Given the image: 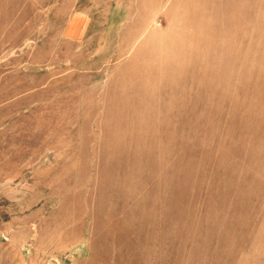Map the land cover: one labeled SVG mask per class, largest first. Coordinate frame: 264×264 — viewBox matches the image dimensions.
Listing matches in <instances>:
<instances>
[{"label": "rangeland", "instance_id": "rangeland-1", "mask_svg": "<svg viewBox=\"0 0 264 264\" xmlns=\"http://www.w3.org/2000/svg\"><path fill=\"white\" fill-rule=\"evenodd\" d=\"M17 1L0 264H264V0Z\"/></svg>", "mask_w": 264, "mask_h": 264}, {"label": "bare ground", "instance_id": "bare-ground-1", "mask_svg": "<svg viewBox=\"0 0 264 264\" xmlns=\"http://www.w3.org/2000/svg\"><path fill=\"white\" fill-rule=\"evenodd\" d=\"M207 2L208 1H206V0H187V4L185 6V10H186L187 14L183 15L184 14L183 13V14H180V16H179L181 21L186 20L188 23H190V24L193 23L195 26L198 27L197 37L195 36V38L198 41V44H206V42H204L203 40L198 39L200 34H206V33L208 34L209 31L212 32V28L207 27L205 24V22L207 21L208 16H209V13L207 12ZM227 2H228V0H227ZM17 3H18L17 0H10V1L5 2V3H3L2 0H0V30L3 29L5 23H7L9 20L17 18V15H18ZM202 5H205L206 8L203 9ZM238 11H240V9ZM232 13H233V11L230 9L228 15H230ZM229 29H230V27H229ZM174 43H175L174 40H168L166 45L172 46L171 44H174ZM209 44H210V42L207 43V46ZM224 57L226 58L227 54Z\"/></svg>", "mask_w": 264, "mask_h": 264}, {"label": "crops", "instance_id": "crops-1", "mask_svg": "<svg viewBox=\"0 0 264 264\" xmlns=\"http://www.w3.org/2000/svg\"><path fill=\"white\" fill-rule=\"evenodd\" d=\"M77 23H76V21L74 20V21H72V23H71V27H70V29H71V31H73V32H77Z\"/></svg>", "mask_w": 264, "mask_h": 264}]
</instances>
